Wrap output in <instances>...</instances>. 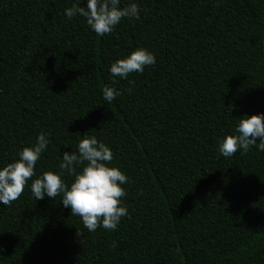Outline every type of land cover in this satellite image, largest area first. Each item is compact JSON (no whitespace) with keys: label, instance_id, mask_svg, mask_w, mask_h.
I'll list each match as a JSON object with an SVG mask.
<instances>
[{"label":"trees","instance_id":"obj_1","mask_svg":"<svg viewBox=\"0 0 264 264\" xmlns=\"http://www.w3.org/2000/svg\"><path fill=\"white\" fill-rule=\"evenodd\" d=\"M129 2L139 19L98 36L64 15L74 0H0V167L50 141L0 204V264H264V152L218 153L239 119L264 114V0ZM137 48L156 63L110 78ZM105 87L121 94L108 102ZM84 134L128 178L116 230L88 232L60 195L30 192Z\"/></svg>","mask_w":264,"mask_h":264},{"label":"clouds","instance_id":"obj_2","mask_svg":"<svg viewBox=\"0 0 264 264\" xmlns=\"http://www.w3.org/2000/svg\"><path fill=\"white\" fill-rule=\"evenodd\" d=\"M64 15L69 19L83 17L91 31L103 36L110 33L122 18L139 19V9L135 2L121 6V0H74ZM155 63L151 52L137 48L112 63L108 72L110 78L126 80L129 74L142 73L146 66ZM102 94L104 100L111 102L121 93L105 87ZM234 132L235 135H225L218 142L220 155L230 157L238 149L244 154L253 146L264 152V114L239 119ZM49 143L47 134L39 133L31 147H24L17 153L18 159L0 167V204L8 205L21 195ZM112 160L113 153L105 143L98 141L96 136L84 134L76 144V151L63 152L58 164L59 172L45 171L31 181L32 197L38 201L60 195L63 207L70 210L71 216H78L88 232L98 227L116 230L121 218L128 214L120 200L125 195L122 185L128 178L118 168L108 166ZM78 166H82L79 171L76 170ZM65 173L73 178L70 184L62 179ZM82 233L77 230L78 236Z\"/></svg>","mask_w":264,"mask_h":264}]
</instances>
